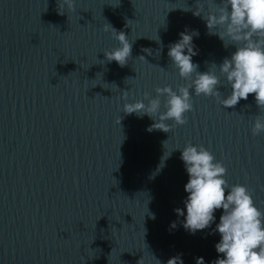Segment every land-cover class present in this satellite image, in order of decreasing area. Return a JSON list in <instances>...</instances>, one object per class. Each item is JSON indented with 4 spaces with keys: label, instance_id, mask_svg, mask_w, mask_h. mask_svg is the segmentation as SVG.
Instances as JSON below:
<instances>
[{
    "label": "water",
    "instance_id": "1",
    "mask_svg": "<svg viewBox=\"0 0 264 264\" xmlns=\"http://www.w3.org/2000/svg\"><path fill=\"white\" fill-rule=\"evenodd\" d=\"M59 3L0 0V264H213L223 209L210 228L183 227L181 152L204 145L264 209V133H251L264 110L254 94L224 108L192 89L186 124L149 131L155 121L123 112L122 95L132 102L185 84L168 56L181 32H198L199 72L235 45L209 34L193 14L199 0H76L63 14ZM106 24L132 43L124 66L105 56L119 46Z\"/></svg>",
    "mask_w": 264,
    "mask_h": 264
},
{
    "label": "clouds",
    "instance_id": "2",
    "mask_svg": "<svg viewBox=\"0 0 264 264\" xmlns=\"http://www.w3.org/2000/svg\"><path fill=\"white\" fill-rule=\"evenodd\" d=\"M75 3L76 0H60V13H64L61 9L65 6L74 11ZM193 14L202 16L209 34L218 35L225 47L235 45L236 50L220 65L213 64L215 70L199 72V65L192 60L197 54L193 35L198 32H181L180 39L169 45L168 56L185 84L175 89L171 85L157 86L155 97L150 98L145 92L144 99L132 102L127 99L129 91L122 95L123 112L147 115L155 121L149 131L169 132L174 126L186 124V114L193 110L192 89L196 96L216 98L224 108H234L242 99L247 100L254 94L256 105L264 110V0H220L219 3L199 0ZM103 30H111L119 41V46L104 51L107 60L124 66L132 55L128 36L110 24L103 26ZM221 86L231 88L226 97L219 90ZM161 97H164L163 111ZM170 120L172 124L167 123ZM251 133L253 136L264 133V115L254 117ZM181 159L189 176L184 186L188 193L184 201L186 215L184 210L176 209L185 217L183 227L192 234L210 228L216 219V210L223 209L213 230L220 234L215 248L222 256H218L213 264H264V209L254 202L252 190L242 183L230 185L226 179V166L202 144L187 143ZM178 261L183 264L179 257L170 258L167 264H178ZM196 264H205L203 257L196 258Z\"/></svg>",
    "mask_w": 264,
    "mask_h": 264
}]
</instances>
